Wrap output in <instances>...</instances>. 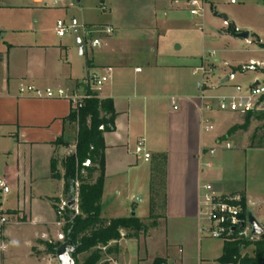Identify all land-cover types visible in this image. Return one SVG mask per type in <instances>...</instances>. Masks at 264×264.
I'll return each mask as SVG.
<instances>
[{"label":"crops","instance_id":"crops-1","mask_svg":"<svg viewBox=\"0 0 264 264\" xmlns=\"http://www.w3.org/2000/svg\"><path fill=\"white\" fill-rule=\"evenodd\" d=\"M98 1V10L107 22L87 20L86 27L110 26L114 31L98 36L101 44L91 47L83 76H76L73 64L64 57L65 47L10 40L0 50V138L14 145V175L24 196L23 208L17 209L16 217L23 223L37 225L40 231L29 243L28 260L31 264H54L49 254L43 252V257H37L32 251L38 242H50V232L54 237L58 231L54 201L63 196L65 181L52 178L51 164L55 159L63 175L62 161L75 149L78 127L69 117V100L39 99L21 94L20 88L28 84L42 89L59 85L52 88L64 86L70 93L83 94L90 90L84 81L98 73L109 76L99 97L111 99L116 110V128L104 134L103 196L111 178L132 180L141 163L149 164L151 179L152 157L162 153L167 156L163 215L149 233L159 234V249L157 254L142 260L152 264L160 257L169 264H222L217 260L226 239L200 233L202 187L208 183L219 194L244 195L247 208L255 203V198L263 201L264 192H253L241 164L248 162V152L264 150V115L215 108L204 113L214 120L213 129H203L201 96L217 95L229 87L235 92L239 85L231 84L237 72L235 79H230L224 68L226 63L218 65L212 60L216 55L209 56L214 35L210 28L217 24L219 0H204L201 16L190 13L188 0ZM9 6V1L0 0V7ZM226 20L229 21L225 17L224 23ZM234 37L243 39L235 33ZM250 37L251 33L244 40L249 42ZM84 51L85 46L79 54ZM200 67H205L207 73L198 71ZM238 67L234 65L231 70ZM258 70L264 74L263 69ZM141 139L151 155L149 160L135 153ZM58 140L62 143L58 144ZM233 147L236 151L229 153ZM211 148L216 149L214 156L208 153ZM207 161L212 163L210 167L206 166ZM239 170L244 173H236ZM1 184L6 185L2 179ZM126 190L131 199L133 189L127 185ZM150 197L149 187V207ZM257 207L263 223L261 207ZM1 249L0 264H10L2 240Z\"/></svg>","mask_w":264,"mask_h":264},{"label":"rangeland","instance_id":"rangeland-1","mask_svg":"<svg viewBox=\"0 0 264 264\" xmlns=\"http://www.w3.org/2000/svg\"><path fill=\"white\" fill-rule=\"evenodd\" d=\"M5 1H9L11 6L0 7V50H4L5 42L10 40L65 47L64 57L73 64L76 76H83V65L88 54L91 53V46L85 44L87 40L84 31L85 22L94 19L103 23L107 22L106 17L102 15L103 12L98 10V0H81V2H78V0H59L58 2L44 0L42 3H37L36 0ZM218 3L220 4L217 9L219 12L216 19L217 24L210 28L211 34L214 35L209 46L211 51L216 52V57L212 60L221 66L226 63L224 68L228 74L237 72L236 79L231 82L232 85L239 84L242 87H249L257 80L264 83V74L258 70H264V66L258 67L257 70L245 72L240 71V69L231 70L234 65L238 67L240 63H251L250 59H253L255 63L264 65V48L256 43V40L260 39L264 43V0H235V4L231 3V0H219ZM22 4L25 7H21ZM207 9V13H210V7H207ZM225 17L229 20L227 24L224 23ZM58 21H63L70 28L64 37H59L57 34ZM232 23L234 26H232ZM233 27L238 28V30L241 29L240 32L249 31L251 33L250 41L235 38ZM257 36L260 39H256ZM79 39L85 46V51L81 55L79 54ZM54 88L66 89L64 86ZM219 92L217 95H228L233 94L234 89L229 87ZM210 120L212 124L215 123L212 118ZM13 146L10 141L0 138V180L2 179L9 188V193H5L3 186H0V216H6L8 219L7 224L0 225V249L2 240L6 244L5 254L9 257L10 264H31L28 260L29 243L40 231L37 225L23 223L16 217L17 209L23 208L24 196L23 192L18 189V182L14 175L17 155ZM235 147L229 153L236 151L234 150ZM247 154L248 162L245 163L246 167L241 164L242 168L247 171V178L253 185V192L262 193L264 192V150H252ZM148 170L149 164L144 162L140 164L139 171L132 177V180L130 178H123V180L111 178L107 183L102 198V218L110 220L112 218L136 216L142 221L146 229L139 232L137 237L132 238L127 236L126 231L123 237L125 239L120 244L118 243L119 252L110 255L103 253V261H108L110 264H149L148 261L146 262L142 258L157 254L156 252L159 249L157 239L160 236L159 234L157 236L149 235V233L157 219L163 215V200L162 198L159 200L153 215L149 217L150 207L147 194L151 179L148 177ZM241 172L244 173L243 170L236 171L238 174ZM127 185L134 192L131 199L128 197L129 194L127 195ZM76 188L78 189V185H76ZM68 192L69 188L64 184L63 196L57 197L54 201L60 213L57 214L58 231L54 233V237L51 232L47 236V239L53 244L62 243L66 239L65 227L68 220L67 206L64 202L67 199ZM161 193L163 194L162 188ZM254 201L253 205L249 204L248 209L259 220L260 211H258L257 206L261 207L262 224L264 225V199L261 202L255 198ZM111 245L116 244L112 242ZM105 249L103 248V252H105ZM252 250L253 247L251 246L246 248L243 253L251 254ZM46 251L47 247L38 242L32 252L34 256L43 257L41 255ZM48 257L53 260L54 264H59L57 258L53 255ZM85 257L86 254L79 255L78 259L81 262Z\"/></svg>","mask_w":264,"mask_h":264},{"label":"trees","instance_id":"trees-1","mask_svg":"<svg viewBox=\"0 0 264 264\" xmlns=\"http://www.w3.org/2000/svg\"><path fill=\"white\" fill-rule=\"evenodd\" d=\"M257 43L264 48V43L260 40ZM90 94L91 97L85 99L81 108L76 110L72 107L69 117L78 127L75 149L62 161L63 175L58 170V162L52 160L51 176L55 179L63 178L69 189L72 182L78 183V213L66 208L68 222L65 227V235L71 230V238L78 245L75 254L77 264H110L103 261V255L119 252L118 243L122 239V230L127 231V236L132 238L137 237L146 227L136 216L110 220L102 218L106 155L104 134L115 130L116 110L111 99H101L98 92ZM57 142L62 143L61 140ZM87 161L90 162L88 166L85 165ZM166 162L167 156L164 153L152 157L150 217L161 198L165 204ZM241 197L245 216L248 208L244 195ZM55 209L59 214L56 206ZM112 242L116 245H111ZM43 244L47 247L46 254L56 257V248L60 243L47 241ZM251 246V254L243 253ZM103 248H106L105 252ZM83 254L86 257L80 262L78 257ZM217 261L222 264H264V233L254 238L226 239L223 253ZM152 264L169 263L164 258L157 257Z\"/></svg>","mask_w":264,"mask_h":264},{"label":"built area","instance_id":"built-area-1","mask_svg":"<svg viewBox=\"0 0 264 264\" xmlns=\"http://www.w3.org/2000/svg\"><path fill=\"white\" fill-rule=\"evenodd\" d=\"M58 2L59 0H54ZM231 3H235V0H231ZM189 11L194 16H201L205 9L204 0H188ZM228 23L227 20L225 22ZM70 28L65 25L63 21H58L56 31L58 36L63 37ZM86 44L91 47H97L101 44L98 37L101 33L111 34L114 29L110 26L106 27H85ZM235 32H240L237 28H234ZM90 41V42H89ZM216 55L215 51L209 53L210 57ZM259 63L251 62L240 66V71L245 72L248 70H257L258 67H263ZM198 71L205 74L207 70L205 67L197 68ZM230 79H235V72L230 73ZM109 76L106 74L92 73L84 82L89 85L90 90L86 93L79 94L77 92H68L63 88H39L34 85H22L20 92L23 95H32L39 99H67L71 102L72 107L76 110L84 105L85 99L91 97L90 92H99L103 86L108 82ZM258 85H252L249 87H242L241 85L235 86V92L233 94L222 95H202V125L206 132L213 129V124L208 116L204 113L210 112L217 108L220 111H231L239 113L260 112L264 113V83L258 81ZM228 149L231 148L230 144H227ZM135 153L143 156L145 160L151 158L150 153L146 151L145 140L141 139L137 142ZM208 153L214 156L216 153L215 148L208 149ZM90 164L89 161L85 163L86 166ZM211 162L207 161L206 166L210 167ZM3 186L4 192H8L9 188ZM78 185V183H76ZM78 190V189H77ZM202 195L200 200V218L203 221V225L200 227V233L214 239H244L254 238L250 237L251 227L247 224V212L243 215V207L241 204L242 197L239 194L222 195L215 191L211 184H204L202 187ZM65 206L66 201L64 202ZM68 207V206H67ZM78 213V191H77V205L75 209ZM60 213V212H59ZM8 223L6 216H0V225ZM122 237L125 236L121 232ZM257 237V236H256Z\"/></svg>","mask_w":264,"mask_h":264},{"label":"water","instance_id":"water-1","mask_svg":"<svg viewBox=\"0 0 264 264\" xmlns=\"http://www.w3.org/2000/svg\"><path fill=\"white\" fill-rule=\"evenodd\" d=\"M234 33L243 39H249L250 32L244 31ZM80 43V53L83 52L84 45L81 43V39L78 40ZM259 82H256L254 85H258ZM66 205L70 209H75L77 205V188L75 183H71L70 189L66 199ZM135 215V213H133ZM247 224L251 227L250 237L260 236L264 233V227L262 223L255 217L251 210H247ZM72 231L69 230L66 239L60 243L56 248V258L59 264H77V259L75 254L78 250V245L71 238Z\"/></svg>","mask_w":264,"mask_h":264}]
</instances>
